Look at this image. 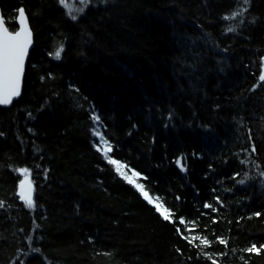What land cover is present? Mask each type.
Masks as SVG:
<instances>
[{
    "label": "trees",
    "instance_id": "16d2710c",
    "mask_svg": "<svg viewBox=\"0 0 264 264\" xmlns=\"http://www.w3.org/2000/svg\"><path fill=\"white\" fill-rule=\"evenodd\" d=\"M87 3L72 19L0 0L8 30L22 8L33 34L0 107V264H264V0Z\"/></svg>",
    "mask_w": 264,
    "mask_h": 264
},
{
    "label": "snow or ice",
    "instance_id": "6c2138e0",
    "mask_svg": "<svg viewBox=\"0 0 264 264\" xmlns=\"http://www.w3.org/2000/svg\"><path fill=\"white\" fill-rule=\"evenodd\" d=\"M63 3V0H61ZM236 15V14H234ZM72 19H76V16L73 15ZM19 22L22 25L19 31L14 33H9L7 28L3 26V23L0 22V105H8L12 102L14 97L19 96L20 94V83L21 76L24 69L25 57L28 53V48L31 44V32L26 27V18L24 10L21 8L19 10ZM234 29L229 28L228 31H233ZM62 48L57 49L53 54L56 59H59L61 56ZM259 80L264 81V58H262V65L259 74ZM94 119H96L94 117ZM105 153L111 151L110 146H106L104 149ZM110 163H116L115 161L110 160ZM120 165H117V172H121ZM27 176V170H22ZM121 175L123 173L121 172ZM133 177L138 176V173H133ZM124 178L128 181V183H134V179L128 176H124ZM247 177L239 180V183H244ZM137 189L141 192V195L147 200L150 204L153 203L152 199L149 197L148 193L144 190L143 185L135 184ZM20 197L24 201L25 206L29 209L34 207L33 200V188L31 183L27 180L20 181ZM156 210L161 213L165 220H168L170 217V213L165 209L161 211L162 205L160 203H156ZM205 208L210 207V205L205 204ZM184 221L181 220V223ZM206 243V241H202ZM224 243V241H221ZM245 251L252 253L258 252L259 249L253 245L250 248L245 249Z\"/></svg>",
    "mask_w": 264,
    "mask_h": 264
},
{
    "label": "rangeland",
    "instance_id": "374dc122",
    "mask_svg": "<svg viewBox=\"0 0 264 264\" xmlns=\"http://www.w3.org/2000/svg\"><path fill=\"white\" fill-rule=\"evenodd\" d=\"M61 6L65 9V11L72 17L73 15H75L76 17L83 11V9L88 5L87 0H63V3H61V0H59ZM96 137L97 140L99 142V150L104 154V156L106 157L107 161L109 162L111 159H109L108 157V152L105 153L104 149L106 146H108L106 144V142L103 140V138L101 137V135L97 132L96 133ZM113 161V160H112ZM110 163V162H109ZM112 164V166L114 167L115 171L117 172V165L122 166L121 167V172L123 173V175H121V172H117L123 179L124 176H128L130 178L134 179V183H132L131 185H133L136 189L137 187L135 186V184H138V178L139 176H135L133 177L132 174L134 173L132 170L127 169L124 165L120 164V163H110ZM126 180V179H125ZM127 181V180H126ZM128 182V181H127ZM138 190V189H137ZM139 191V190H138ZM140 192V191H139ZM141 194V192H140ZM150 197V196H149ZM144 198V197H143ZM153 201V203H151L152 206L155 207L156 209V203L157 201H155L152 197H150ZM147 201V200H146ZM148 202V201H147ZM149 203V202H148ZM150 204V203H149ZM165 209L162 207L161 211H164ZM157 211V210H156ZM158 212V211H157ZM160 215L161 213L158 212ZM162 216V215H161ZM163 217V216H162Z\"/></svg>",
    "mask_w": 264,
    "mask_h": 264
},
{
    "label": "water",
    "instance_id": "95a60500",
    "mask_svg": "<svg viewBox=\"0 0 264 264\" xmlns=\"http://www.w3.org/2000/svg\"><path fill=\"white\" fill-rule=\"evenodd\" d=\"M20 9H21V8H19V9L17 10V12H16V16H15V20H14V22H15V26H16L15 31H10V30H8V28L6 27V25H5V23H4L3 16H2V13H1V9H0V22L3 23V26H4L5 28H7V30H8L9 33H14V32H16V31H19V30L21 29V27H22V25H21L20 22H19V10H20ZM24 13H25V12H24ZM25 18H26V27H27V28L30 30V32H31V44H30V46H29V48H28V53H27V55H26V57H25L24 69H23V73H22V76H21V83H20V94H19V96L14 97L13 100H12V102H11L10 104H8V105H0L1 108H9V107L12 106V104H13L14 102H16V101L20 98V96H21L22 82H23V78H24L25 68H26V65H27V62H28L29 54H30V52H31V50H32V48H33V34H32L31 29H30V25H29L28 18H27V16H26V14H25ZM21 180H27L29 183H31L32 188H33V197H34V186H33L32 181L30 180V178H29L28 176H25V175H24V176L21 177L20 181H21ZM20 181H19L18 184H17L16 197L18 198L19 202L24 203V201L21 199V197H20V195H19V193H20V187H19V185H20Z\"/></svg>",
    "mask_w": 264,
    "mask_h": 264
},
{
    "label": "bare ground",
    "instance_id": "6f19581e",
    "mask_svg": "<svg viewBox=\"0 0 264 264\" xmlns=\"http://www.w3.org/2000/svg\"><path fill=\"white\" fill-rule=\"evenodd\" d=\"M21 92H22V90H21ZM96 133H97V131L95 132V136H96ZM99 133V132H98ZM97 148L99 149V142L97 141ZM18 174H19V176L20 177H22V176H24L25 174H24V172L22 171V170H19L18 171ZM21 179V178H20ZM34 186V185H33Z\"/></svg>",
    "mask_w": 264,
    "mask_h": 264
}]
</instances>
